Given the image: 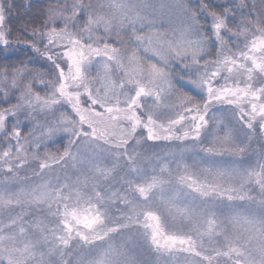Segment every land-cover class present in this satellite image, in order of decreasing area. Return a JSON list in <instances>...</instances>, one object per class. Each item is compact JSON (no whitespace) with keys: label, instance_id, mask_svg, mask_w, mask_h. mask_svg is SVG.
<instances>
[{"label":"snow or ice","instance_id":"1","mask_svg":"<svg viewBox=\"0 0 264 264\" xmlns=\"http://www.w3.org/2000/svg\"><path fill=\"white\" fill-rule=\"evenodd\" d=\"M0 264H264V0H0Z\"/></svg>","mask_w":264,"mask_h":264},{"label":"trees","instance_id":"2","mask_svg":"<svg viewBox=\"0 0 264 264\" xmlns=\"http://www.w3.org/2000/svg\"><path fill=\"white\" fill-rule=\"evenodd\" d=\"M23 2V0H17V3L19 4V3H22ZM34 2H36V3H43L44 2V0H34ZM165 149H157V151H164ZM119 238V237H118ZM121 238H119V239H117V240H120ZM143 258V257H142Z\"/></svg>","mask_w":264,"mask_h":264},{"label":"rangeland","instance_id":"3","mask_svg":"<svg viewBox=\"0 0 264 264\" xmlns=\"http://www.w3.org/2000/svg\"><path fill=\"white\" fill-rule=\"evenodd\" d=\"M159 2H161V3H166V2H170V0H159ZM164 151H166V149H165ZM164 151H162V152H164ZM117 239H119V238H117ZM120 240H121V239H120ZM120 240H117L116 242L119 243Z\"/></svg>","mask_w":264,"mask_h":264}]
</instances>
